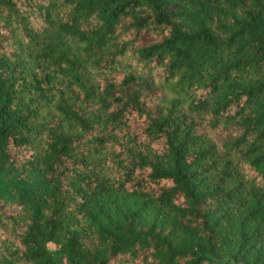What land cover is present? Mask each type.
Listing matches in <instances>:
<instances>
[{
  "label": "trees",
  "instance_id": "1",
  "mask_svg": "<svg viewBox=\"0 0 264 264\" xmlns=\"http://www.w3.org/2000/svg\"><path fill=\"white\" fill-rule=\"evenodd\" d=\"M210 256L264 264V0H0V264Z\"/></svg>",
  "mask_w": 264,
  "mask_h": 264
},
{
  "label": "rangeland",
  "instance_id": "2",
  "mask_svg": "<svg viewBox=\"0 0 264 264\" xmlns=\"http://www.w3.org/2000/svg\"><path fill=\"white\" fill-rule=\"evenodd\" d=\"M207 131H209L210 133H212L216 138L218 136V131L214 130V129H207ZM48 247L50 249H56L57 245L54 242H49L48 243ZM225 259H221V260H215L213 259L212 256H210V259L203 262L202 264H223Z\"/></svg>",
  "mask_w": 264,
  "mask_h": 264
}]
</instances>
